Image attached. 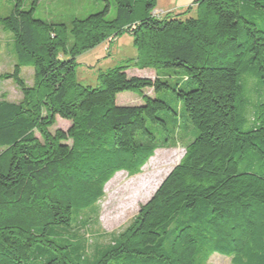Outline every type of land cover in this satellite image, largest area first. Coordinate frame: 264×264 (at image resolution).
<instances>
[{
	"label": "trees",
	"instance_id": "16d2710c",
	"mask_svg": "<svg viewBox=\"0 0 264 264\" xmlns=\"http://www.w3.org/2000/svg\"><path fill=\"white\" fill-rule=\"evenodd\" d=\"M37 1L25 10L15 0L0 18L15 56L0 81L21 94L0 97V264H207L214 254L264 264V103L250 126L237 115L244 79L264 92V29L242 13L264 12V0H194V16L163 19L151 14L155 0H113L111 20L100 0L101 11L69 24L34 18ZM124 30L136 57L97 87L79 84L75 58ZM132 68L154 78L129 77ZM123 92L142 105H116ZM56 118L70 127L51 133ZM181 118L189 141L179 162L111 243L88 252L74 229L117 173L137 175L177 145Z\"/></svg>",
	"mask_w": 264,
	"mask_h": 264
},
{
	"label": "rangeland",
	"instance_id": "374dc122",
	"mask_svg": "<svg viewBox=\"0 0 264 264\" xmlns=\"http://www.w3.org/2000/svg\"><path fill=\"white\" fill-rule=\"evenodd\" d=\"M34 0H23L25 10H28ZM110 4L107 19H113L115 8L113 0ZM194 0H155L152 15L163 19L167 13L181 14L188 12L187 16H194L196 9L192 7ZM15 0H0V18L11 14ZM100 0H38L33 16L44 22L69 24L75 18H85L90 14L97 13L103 9ZM156 12V14H155ZM247 19L253 20L257 26L264 29V12L253 10L248 7L242 10ZM137 55L133 46V37L127 31H122L112 41L102 42L91 50H88L75 58L74 75L76 81L84 86L97 87L98 78L101 73L107 72L116 67L124 66ZM15 65L13 54V43L11 34L0 29V74L11 72ZM129 77L154 78V71L150 69L127 70ZM20 77L28 86L33 82V70L29 67L21 69ZM172 82V81H170ZM243 83V100L237 112L238 118L247 121L252 125V120L259 104L264 103V92L258 87L256 81L247 77ZM143 94L154 97L151 90H144ZM5 95L9 102H18L21 94L15 84L10 80L0 81V97ZM158 98L167 101L168 105L175 109L176 102L167 98L165 92L157 95ZM118 106L142 105L138 94L123 92L116 96ZM140 103V104H139ZM176 120V118H175ZM178 125V121L176 122ZM71 123L56 118L51 133L56 130L66 131ZM187 125L184 118H181L180 128L176 130L177 145L173 148L160 149L155 151L154 156L141 168L137 175L130 176L126 172L117 173L104 187V197L97 203L93 214L81 220L83 227L74 229L77 236L83 239L84 247L91 253L93 248L107 245L122 232L136 216L140 206L145 204L154 194L165 176L179 162L184 154V147L189 138L182 135L183 126ZM173 122L168 123V130L172 132ZM69 236V235H68ZM64 237L68 238L64 235ZM116 264V263H114ZM117 264H122L117 263ZM207 264H232L230 258L219 254L212 255Z\"/></svg>",
	"mask_w": 264,
	"mask_h": 264
},
{
	"label": "crops",
	"instance_id": "0c3cea01",
	"mask_svg": "<svg viewBox=\"0 0 264 264\" xmlns=\"http://www.w3.org/2000/svg\"><path fill=\"white\" fill-rule=\"evenodd\" d=\"M156 13V12H155ZM128 74V73H127Z\"/></svg>",
	"mask_w": 264,
	"mask_h": 264
}]
</instances>
